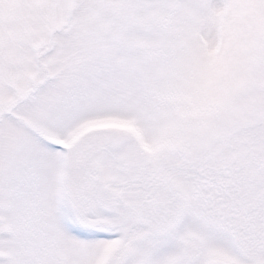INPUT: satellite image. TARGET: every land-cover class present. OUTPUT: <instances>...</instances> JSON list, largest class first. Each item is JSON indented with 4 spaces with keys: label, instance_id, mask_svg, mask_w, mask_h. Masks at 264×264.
Here are the masks:
<instances>
[{
    "label": "snow or ice",
    "instance_id": "snow-or-ice-1",
    "mask_svg": "<svg viewBox=\"0 0 264 264\" xmlns=\"http://www.w3.org/2000/svg\"><path fill=\"white\" fill-rule=\"evenodd\" d=\"M0 264H264V0H0Z\"/></svg>",
    "mask_w": 264,
    "mask_h": 264
}]
</instances>
